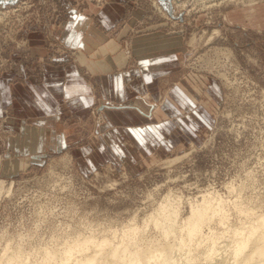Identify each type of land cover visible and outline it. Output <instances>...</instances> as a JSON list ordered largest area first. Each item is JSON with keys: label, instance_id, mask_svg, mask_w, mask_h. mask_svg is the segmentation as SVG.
Wrapping results in <instances>:
<instances>
[{"label": "rangeland", "instance_id": "1", "mask_svg": "<svg viewBox=\"0 0 264 264\" xmlns=\"http://www.w3.org/2000/svg\"><path fill=\"white\" fill-rule=\"evenodd\" d=\"M88 1L96 9L107 5ZM86 2L0 4V72L36 60L29 32L45 36L48 60H73L75 48L54 32L87 9ZM135 9L142 14L134 16ZM125 29L121 49L129 67L137 62L135 36L152 31L181 36L185 49L174 82L193 90L192 102L179 98V108L140 126L143 134L109 126L98 105L81 121L64 118L67 147L37 152L30 164L0 174L5 185L0 255L8 246V253L20 250L36 264L45 248L61 249L66 241L90 234L112 236L133 217L142 223L169 192L182 196L184 212L189 200L205 191L264 208V0H128L107 32L114 38ZM161 95L158 103L167 92ZM8 115L5 109L0 117V142L7 136ZM229 207L231 221L237 222L233 204ZM148 232L156 234L151 228Z\"/></svg>", "mask_w": 264, "mask_h": 264}, {"label": "crops", "instance_id": "2", "mask_svg": "<svg viewBox=\"0 0 264 264\" xmlns=\"http://www.w3.org/2000/svg\"><path fill=\"white\" fill-rule=\"evenodd\" d=\"M105 1L104 8L96 9L87 0V9L75 12L56 27L55 37L75 48L73 60H48L45 36L29 32L36 60L27 67L0 72V117L5 109L9 111L3 124L7 136L0 142V174L30 164L37 152L67 147L64 118L73 116L81 121L94 105L105 113L109 126L142 133L140 126L149 119L179 108V98L192 102L193 90L183 81L174 82L179 53L185 49L181 36L163 31L135 36L132 42L137 62L129 67L121 49L127 29L114 38L107 32L124 14L128 0ZM141 14V9L133 11L134 16ZM164 90L167 96L158 103ZM118 129L113 132L118 133Z\"/></svg>", "mask_w": 264, "mask_h": 264}, {"label": "bare ground", "instance_id": "3", "mask_svg": "<svg viewBox=\"0 0 264 264\" xmlns=\"http://www.w3.org/2000/svg\"><path fill=\"white\" fill-rule=\"evenodd\" d=\"M3 184L0 179V194ZM200 196L184 212L182 196L169 192L142 223L133 217L112 236L90 234L61 249L45 248L36 264H264V208L230 202L216 191ZM229 203L237 222L231 221ZM20 252L8 253L7 246L0 264H30V256Z\"/></svg>", "mask_w": 264, "mask_h": 264}, {"label": "water", "instance_id": "4", "mask_svg": "<svg viewBox=\"0 0 264 264\" xmlns=\"http://www.w3.org/2000/svg\"><path fill=\"white\" fill-rule=\"evenodd\" d=\"M16 0H0V4H4V3H7V2H9V3H13V2H15Z\"/></svg>", "mask_w": 264, "mask_h": 264}]
</instances>
